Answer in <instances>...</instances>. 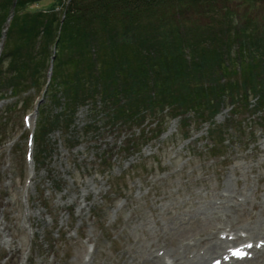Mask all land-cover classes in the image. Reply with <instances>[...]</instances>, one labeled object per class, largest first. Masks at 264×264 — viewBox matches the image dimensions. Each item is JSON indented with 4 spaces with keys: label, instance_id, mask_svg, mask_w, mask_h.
<instances>
[{
    "label": "rangeland",
    "instance_id": "374dc122",
    "mask_svg": "<svg viewBox=\"0 0 264 264\" xmlns=\"http://www.w3.org/2000/svg\"><path fill=\"white\" fill-rule=\"evenodd\" d=\"M3 41L4 35L0 50ZM29 88L19 98L10 95L13 85L0 88L6 98L0 100V118L6 116L0 119V264H167L168 253L199 255L223 231L236 235L224 249L264 241V130L245 125L246 115L233 116L242 128L221 143L216 153L223 156L214 157L209 123L191 113L189 121L166 114L157 126L149 117L129 128L81 103L65 130L41 137L45 146L37 137L33 162L24 158L28 132L38 133L31 100L45 102L41 109L51 115L59 108L47 95L41 100L44 91ZM219 110L215 123L230 116L228 107ZM254 221L259 229L250 236L241 225ZM258 260L264 264V252Z\"/></svg>",
    "mask_w": 264,
    "mask_h": 264
},
{
    "label": "trees",
    "instance_id": "16d2710c",
    "mask_svg": "<svg viewBox=\"0 0 264 264\" xmlns=\"http://www.w3.org/2000/svg\"><path fill=\"white\" fill-rule=\"evenodd\" d=\"M41 1L0 0V88L13 85L15 95L26 81L39 90L54 49L46 95L59 112L39 108L40 139L66 129L81 103L128 127L164 109L211 123L224 106L236 114L254 100L253 110L264 111V0H50L31 8ZM231 120L208 131L218 144Z\"/></svg>",
    "mask_w": 264,
    "mask_h": 264
},
{
    "label": "bare ground",
    "instance_id": "6f19581e",
    "mask_svg": "<svg viewBox=\"0 0 264 264\" xmlns=\"http://www.w3.org/2000/svg\"><path fill=\"white\" fill-rule=\"evenodd\" d=\"M224 214V213H223ZM225 217H228L226 215ZM230 224V223H229ZM259 222L254 221L252 223H247L241 225V228L248 232V235L252 236L258 232ZM232 230H235L234 228ZM234 234V233H233ZM228 236V233L225 237ZM228 243L227 239H221L220 237H216V240L211 242L201 254H195L194 256L188 257L186 256L184 251H180L181 254H176L175 252L168 253L171 257L167 264H207V257L211 254H218L221 249H224V246ZM264 248L261 250H256L255 254L252 258L244 259L241 261H237L236 264H260L258 257L262 254ZM220 254V253H219ZM218 254V255H219ZM183 258V261L180 260ZM212 260V259H211ZM227 264V263H226Z\"/></svg>",
    "mask_w": 264,
    "mask_h": 264
},
{
    "label": "snow or ice",
    "instance_id": "6c2138e0",
    "mask_svg": "<svg viewBox=\"0 0 264 264\" xmlns=\"http://www.w3.org/2000/svg\"><path fill=\"white\" fill-rule=\"evenodd\" d=\"M249 247H251V245H249Z\"/></svg>",
    "mask_w": 264,
    "mask_h": 264
}]
</instances>
